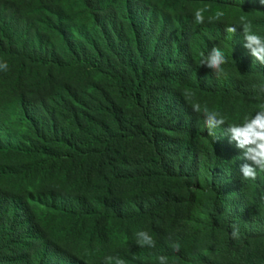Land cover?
Instances as JSON below:
<instances>
[{
  "label": "trees",
  "instance_id": "1",
  "mask_svg": "<svg viewBox=\"0 0 264 264\" xmlns=\"http://www.w3.org/2000/svg\"><path fill=\"white\" fill-rule=\"evenodd\" d=\"M245 14L264 36L260 0H0V264H264V173L243 180L226 125L212 141L191 107L229 123L256 111L264 65L242 29L225 31ZM213 47L226 77L199 64ZM213 168L227 177L208 183L206 205L196 183ZM227 195L240 213L219 225ZM203 211L225 231L206 252ZM234 224L248 232L231 239ZM138 231L155 247L139 246Z\"/></svg>",
  "mask_w": 264,
  "mask_h": 264
},
{
  "label": "clouds",
  "instance_id": "2",
  "mask_svg": "<svg viewBox=\"0 0 264 264\" xmlns=\"http://www.w3.org/2000/svg\"><path fill=\"white\" fill-rule=\"evenodd\" d=\"M264 4V0H260ZM209 11V7L204 5L196 8L193 16L196 24H202L205 21V13ZM224 16L222 11H216L213 16L207 19L209 22L220 21ZM237 28L242 29L243 47L249 50L253 59L264 65V36L259 35L253 30L252 21L247 14L239 17L238 24H232L225 28V31L230 34H235ZM199 64L206 66L212 70L217 77L227 76V72L223 65L227 63L223 51L213 47L206 55L203 52L199 53ZM8 65L6 62H0V70L6 71ZM184 96L188 100H193L194 93L185 89ZM255 99L256 111L254 114H247L241 122L229 123L227 118L217 110H210L207 105H201L198 101L191 103L192 110L204 116V122L208 129V136L212 141L219 139L216 129L226 125L223 128L224 134L228 135L229 142H235V146L242 150V157L245 162L240 165L239 171L242 179L246 181H255L258 172L264 173V83L258 86V93ZM231 239L240 238L239 226L234 224L231 226ZM136 243L141 246L155 247V240L146 231H138L136 233ZM174 250L179 251L180 245L174 244ZM159 264H167V257H158ZM105 264H126L125 260L118 256L105 257Z\"/></svg>",
  "mask_w": 264,
  "mask_h": 264
},
{
  "label": "rangeland",
  "instance_id": "3",
  "mask_svg": "<svg viewBox=\"0 0 264 264\" xmlns=\"http://www.w3.org/2000/svg\"><path fill=\"white\" fill-rule=\"evenodd\" d=\"M13 121H18L19 118L17 115H12ZM227 177V173L220 169V168H213L207 171H204L201 178L200 183H196V186L199 187V194L204 197V203L206 205L211 204L212 202V195L206 194L205 187L208 183H212L214 179H219L224 181ZM198 189V188H197ZM31 200L34 201V209L36 213H43L45 209V204L41 202L40 198L37 196L30 197ZM227 198H230L227 200ZM222 217L219 219V225L222 224L224 217L227 215L235 216L240 213V209L238 208L237 204L233 202L230 195H227L226 198L223 199L222 204ZM226 213V214H224ZM196 226L198 227L197 231H199L203 239L205 240V248H203V252L211 250L214 246L218 243L222 242L223 236L225 235V231L223 229L214 228L213 225L210 223L209 219L207 218V212L203 211L198 218L195 219ZM239 229H245L244 233H247V227L243 224L239 225ZM126 237L122 235V232H115V236L113 238V242L115 244L125 242Z\"/></svg>",
  "mask_w": 264,
  "mask_h": 264
}]
</instances>
